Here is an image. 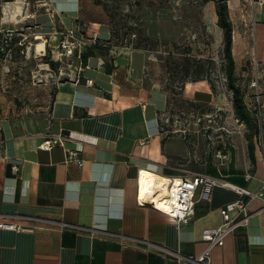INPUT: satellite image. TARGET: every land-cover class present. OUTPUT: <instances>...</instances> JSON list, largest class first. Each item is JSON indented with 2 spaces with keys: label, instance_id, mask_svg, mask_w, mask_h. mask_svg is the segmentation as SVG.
Listing matches in <instances>:
<instances>
[{
  "label": "crops",
  "instance_id": "obj_1",
  "mask_svg": "<svg viewBox=\"0 0 264 264\" xmlns=\"http://www.w3.org/2000/svg\"><path fill=\"white\" fill-rule=\"evenodd\" d=\"M13 1L1 5L2 24L26 17V29L33 35L77 25L85 36H111L109 21L95 8L82 14V0H20L19 7ZM263 8L256 10L254 22V53L262 63ZM44 45L36 43L37 48ZM146 59L145 50L111 44L106 56L96 51L69 78L60 80L41 110L0 105L1 213L35 214L120 232L182 255L204 249L201 230L219 225L220 208L239 194L214 185L210 200L196 201L193 215L182 223L147 202L137 204L138 170L160 180L198 172L256 191L264 180V129L258 138L252 137L253 160L240 124L225 129L223 145H200L185 134L187 128L168 133L160 120L167 92L146 87ZM249 78H244L246 84ZM182 95L196 103L214 100L206 79L188 81ZM49 121L53 131L69 136V146L80 148L82 164L65 161L59 145L49 150L38 147ZM242 199L247 222L211 249V264H264L263 201L247 195ZM36 225L30 231L0 229V264H185L153 245L131 240L124 245L85 232Z\"/></svg>",
  "mask_w": 264,
  "mask_h": 264
},
{
  "label": "rangeland",
  "instance_id": "obj_2",
  "mask_svg": "<svg viewBox=\"0 0 264 264\" xmlns=\"http://www.w3.org/2000/svg\"><path fill=\"white\" fill-rule=\"evenodd\" d=\"M7 2L10 1L0 0V19L1 5ZM226 3L232 24L235 84L242 92L246 91L244 78L251 75V58L255 54V12L264 7V0ZM90 8L109 21L113 43L147 53L145 85L167 92L168 103L160 112V120L168 133L187 128L185 134L193 136L200 145H223L228 134L225 129L240 124L244 135L250 132L234 113L215 0H82V14ZM92 12L96 16L97 12ZM27 24L26 17L7 24L0 22V105L5 109L13 105L39 111L49 104L54 86L69 78L78 63L57 54L56 39L40 34L34 37L26 29ZM41 37L45 45L38 49L35 44L42 41ZM100 39L105 40L106 34ZM256 59L264 69L262 60ZM198 79H206L212 87L211 103H196L183 97L185 83ZM244 98L249 103L248 97ZM262 122L264 125V106ZM193 128L197 129L194 133Z\"/></svg>",
  "mask_w": 264,
  "mask_h": 264
},
{
  "label": "built area",
  "instance_id": "obj_3",
  "mask_svg": "<svg viewBox=\"0 0 264 264\" xmlns=\"http://www.w3.org/2000/svg\"><path fill=\"white\" fill-rule=\"evenodd\" d=\"M34 37H36V35H34ZM49 37L56 39L55 49L57 54L65 59H71L73 62L78 63V68L81 67L83 60L82 54L85 47L90 43L95 42L97 39L95 33L92 36H85L82 34L77 25L62 30L53 29L51 34H49ZM251 65V75L246 84L245 97H249L248 104L254 110V115L259 121V126L261 128L264 106L262 98L264 69L259 66L255 54L251 58ZM68 141L69 136L64 135L60 130L53 131L51 128V122L49 121L38 147L49 150L53 146L59 145L64 151L65 161L74 160L79 164H82L83 159L78 157L80 148L69 146ZM216 154L221 156L219 151H216ZM11 169L15 173L17 171V166L13 164ZM140 172L141 170H138L136 192L137 204L142 205L147 202L153 208L182 223L188 222L193 215L196 201L210 200L211 190L216 184H221L234 189L239 196L232 201L226 202L220 208L222 222L219 225L205 227L201 230V239L205 242V247L196 255H182L178 251L169 250L163 246L156 245L145 238L128 236L120 232L70 223L61 219L44 218L35 214L0 212V229L30 231L37 226L36 224L45 223L47 226H56L61 230H73L80 233L85 232L91 237L118 240L124 245L125 243L123 242H125V240H131L138 244L149 246L153 245L158 247L162 253L170 254L175 261L183 262L185 264H211V249L214 246L222 245L227 235L234 232L236 228L245 226L247 222L248 213L246 211V202L242 199V196L247 195L251 199L259 198L263 201L264 206V180L261 181L258 190L250 191L245 187L234 185L214 176L198 172H188L186 175L178 177V179L168 178L166 193L158 195V203L160 206H157V203L153 198L145 196L147 193L146 189H144L141 194ZM246 177H250V174L247 173Z\"/></svg>",
  "mask_w": 264,
  "mask_h": 264
},
{
  "label": "trees",
  "instance_id": "obj_4",
  "mask_svg": "<svg viewBox=\"0 0 264 264\" xmlns=\"http://www.w3.org/2000/svg\"><path fill=\"white\" fill-rule=\"evenodd\" d=\"M5 1H11V0H5ZM215 9H216L218 23L222 28V32H223V54L225 58L224 70H225L228 86L232 92L234 113L239 120H241L246 124L248 130L250 131L246 134V138L248 140V154L250 159L253 160L254 155H253L252 137L255 136L258 138L260 136L261 130L264 129V125L263 122H261V128H260L259 121L254 115V110L248 104V102L245 101L244 98L245 91L242 90L241 92L239 86L235 84V76L233 72L234 62L231 53L232 24L228 15V7L226 0H215ZM111 44L116 45L115 43L112 42L111 36L109 39H105V40L97 38L95 42L90 43L85 47L82 54V58H83L82 62H85L88 59V57L94 55L96 51L105 53L106 56V54L109 53ZM51 64L54 65V63ZM263 82H264V76H263Z\"/></svg>",
  "mask_w": 264,
  "mask_h": 264
},
{
  "label": "bare ground",
  "instance_id": "obj_5",
  "mask_svg": "<svg viewBox=\"0 0 264 264\" xmlns=\"http://www.w3.org/2000/svg\"><path fill=\"white\" fill-rule=\"evenodd\" d=\"M20 4H21L20 0H14L12 3V5L15 7H19ZM5 11H6V7L4 9V13H5ZM43 45H44L43 41L37 43V46H43ZM38 53L42 54L41 51H39ZM140 182H141V194H142L143 190L146 189L147 193L145 196L153 198L156 201L157 206H160L158 203V199H159L158 195H163L166 193L167 180H164V179L160 180L158 178H155V176H152V174L150 172L144 171V172H140ZM142 201H144V200H142Z\"/></svg>",
  "mask_w": 264,
  "mask_h": 264
}]
</instances>
